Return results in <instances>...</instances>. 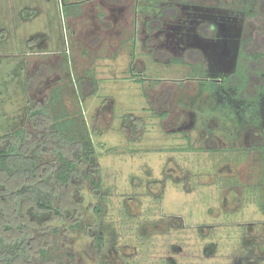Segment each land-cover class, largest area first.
<instances>
[{"label":"rangeland","instance_id":"1","mask_svg":"<svg viewBox=\"0 0 264 264\" xmlns=\"http://www.w3.org/2000/svg\"><path fill=\"white\" fill-rule=\"evenodd\" d=\"M71 1L85 3L83 15L73 19L77 37L70 24ZM135 1V28L131 36L127 30L121 35L120 63H115L125 70L133 65L137 78L94 79L101 82L99 90L83 113L82 82L73 65L82 50L90 53L78 60L81 66L96 56L100 0H0V135L24 127L31 140L49 136L47 125L31 126L29 101L49 103L59 89L50 114L66 110L78 123L86 117L99 166L98 195L88 178L64 193L79 226H71L68 218L50 221L46 255L25 260L264 264L259 106L231 96L217 78L234 68L240 42L264 51V0H126L121 17L131 16ZM40 43L44 50L30 46ZM224 46L232 50V59L222 69L218 57ZM54 50L68 60V78L57 70L60 56ZM105 94L114 100L100 109ZM42 159V164L56 163L51 151ZM89 167L81 163L84 171ZM75 187L80 192L71 194ZM56 189L64 192L59 185ZM88 226L102 233L101 242ZM40 235L34 229L31 238L38 242Z\"/></svg>","mask_w":264,"mask_h":264},{"label":"trees","instance_id":"2","mask_svg":"<svg viewBox=\"0 0 264 264\" xmlns=\"http://www.w3.org/2000/svg\"><path fill=\"white\" fill-rule=\"evenodd\" d=\"M220 84L231 96L258 104L264 133V51L251 50L242 42L234 69ZM49 100L45 104L29 101L28 112L31 126L47 125L49 136L31 140V132L24 127L0 135V264H28L25 259L31 255L45 256L52 220L68 218L71 226H79L74 207L64 203L71 184L88 178L93 193H100L99 166L84 120L78 123L66 111L51 115L55 99ZM48 151L56 155V163L42 164ZM83 161L90 163L86 171L81 168ZM79 192L75 187L71 194ZM34 229L41 234L38 242L31 238ZM88 232L96 242L102 241L97 228L88 226Z\"/></svg>","mask_w":264,"mask_h":264},{"label":"crops","instance_id":"3","mask_svg":"<svg viewBox=\"0 0 264 264\" xmlns=\"http://www.w3.org/2000/svg\"><path fill=\"white\" fill-rule=\"evenodd\" d=\"M125 1L124 0H100L99 4L102 7L101 10L103 11L102 12L103 15L98 16V18L103 19V22H102V26L100 27L101 29L99 28L100 30L98 31L100 33V35H98V37L100 36L99 42L93 48V50L96 51V54H95L96 56L92 59L90 55V59L88 61L90 63L84 66H81L79 64L80 61L78 62V60L80 58H83L84 55L88 53L89 51L82 50L81 54L79 55L77 53L78 56L77 58L74 59L75 63L73 65V70L76 74L75 76L77 79H80L82 82L81 87H79L80 90L82 89V92L80 95L81 98H79V100L81 99L79 101V104H80V108L83 110V113L84 111L89 110V107H91L89 106V103H91L92 100L95 99L94 96L97 95L96 93L99 90L98 85L101 82L98 83L94 81V79L105 80V82L108 83V80L110 81V79L115 80L116 78H120V79L121 78L136 79L137 78L138 72L135 70V67L133 65L130 66L129 69L126 68L127 70L126 71L124 66L119 67L115 63L117 61L120 63V60L117 59L118 58L117 52H118L119 46L121 45V38L123 37V32L127 30L129 32L127 37L131 36L130 30L135 28V22L137 19L136 18L137 1L134 2L135 5L133 6L135 9L132 10L130 9L131 7L130 8L128 7L129 8L128 12L131 11V16L129 14L130 17H128V14L126 12L124 13V16L121 17V14L119 13L121 12L120 9L122 7L120 8V6L125 7L128 5V3ZM71 2L77 3L78 1H71ZM84 5L85 3L81 1L79 6H77V4H74L72 7H69L70 8L69 17L71 21L70 24H71L73 31L75 32L76 37H77V29L73 25V19L78 18L79 16L83 15ZM114 7H116L117 9H115ZM123 19H125V21H123ZM144 23H146V21H144ZM30 46H34L35 49L38 48L36 50H42L41 48H43L44 50L43 43L31 44ZM52 52L55 53L56 56L57 55L58 57L60 56L57 59V66H56L58 68L57 70L61 71V73L64 72L62 75L63 78L64 77L68 78L67 76H70V73L67 67L65 66V62H66L65 57L61 56L60 51L54 50ZM131 59L133 60L132 61L133 63L136 62L134 58H131ZM39 73L41 74V71H39ZM52 96L54 97L55 104H56V97L59 96V89H55L53 93L51 94L50 98H52ZM109 99L111 101L114 100L113 98H111L109 94L108 95L105 94L104 99L102 100L104 102L100 101V107H101L100 109H103L104 107L103 105H105ZM69 115L73 117L72 114H69ZM84 117L85 116H83V119ZM84 122L86 123V117L84 119Z\"/></svg>","mask_w":264,"mask_h":264},{"label":"flooded vegetation","instance_id":"4","mask_svg":"<svg viewBox=\"0 0 264 264\" xmlns=\"http://www.w3.org/2000/svg\"><path fill=\"white\" fill-rule=\"evenodd\" d=\"M170 8H166V9H164V10H161V12L162 13H167L168 11L167 10H169ZM210 27H211V30L213 31L214 29H215V26H213V25H210ZM241 43L242 42H240V44L238 45V49H239V46L241 45ZM238 49H237V53H236V57H237V54H238ZM192 50L190 49V52H191ZM197 53H198V56L200 57H202V54H201V52L200 51H197ZM196 53V54H197ZM219 54H220V56L218 57V61L220 62V65H221V68L222 69H224V68H227L228 67V65H229V63H230V61H231V59H232V50L230 49V48H228V47H226V46H224V47H222L221 49H220V52H219ZM189 55H192L191 53H189ZM192 57L194 58V59H197V57H196V55L195 56H193L192 55ZM198 57V59L199 60H196V62H198V61H200V58ZM153 58H154V60H158L159 58H156V56H155V54H154V56H153ZM175 60H178V59H175ZM160 61V60H159ZM162 61V60H161ZM168 61V60H167ZM169 61H171L172 62V60H171V58L169 59ZM235 61H236V58H235ZM200 64H201V61H200ZM234 66H235V64H234ZM234 69V68H233ZM232 69V70H233ZM231 70V71H232ZM230 71V72H231ZM229 72V73H230ZM218 74V73H217ZM228 74V73H227ZM226 74V75H227ZM226 75H224V76H226ZM224 76H222L221 74H219L218 76H217V78H219V80H218V82L219 83H221V80H222V78L224 77Z\"/></svg>","mask_w":264,"mask_h":264}]
</instances>
